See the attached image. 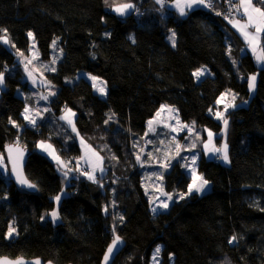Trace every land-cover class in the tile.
<instances>
[{
  "label": "trees",
  "instance_id": "trees-1",
  "mask_svg": "<svg viewBox=\"0 0 264 264\" xmlns=\"http://www.w3.org/2000/svg\"><path fill=\"white\" fill-rule=\"evenodd\" d=\"M223 2L179 16L155 0H0V29H7L16 51H28L31 31L42 60L49 59L54 40L68 57L61 73L47 74L57 93L49 102L50 117L33 127L21 116L26 102L18 93L27 87L20 64L0 41V154L5 159L4 147L18 139L29 151L25 175L36 185L35 192L25 191L0 173V257L100 264L115 234L125 247L113 264H150L157 245L159 264H264V67L244 52L231 18L220 15ZM122 3L135 7L121 17L112 9ZM172 31L175 47L167 40ZM201 68L205 75L197 79L193 73ZM80 71L105 82V98L83 78L64 83ZM253 73L256 91L244 105ZM229 90L241 103L227 114L229 162L201 153L197 172L208 180V190L152 213L132 148L137 130L167 105L182 122L218 134L222 126L209 109ZM66 109L75 113L79 136L103 158L97 182L74 171L64 185L55 164L35 151L38 141L47 140L62 161L80 158L75 137L60 120ZM163 183L166 193L177 195L187 193L190 179L175 162ZM64 186L60 222H43ZM13 222L18 235L6 239ZM232 236L237 240L230 244Z\"/></svg>",
  "mask_w": 264,
  "mask_h": 264
},
{
  "label": "rangeland",
  "instance_id": "rangeland-1",
  "mask_svg": "<svg viewBox=\"0 0 264 264\" xmlns=\"http://www.w3.org/2000/svg\"><path fill=\"white\" fill-rule=\"evenodd\" d=\"M235 13H236V10H234V14L232 15H235ZM233 17L234 16H232L231 18ZM169 36H171V34ZM169 36H167V40L169 43L172 44V42L168 39ZM30 39H31L30 48L28 49L26 53L22 52L24 53V56L18 55L17 51L11 46L12 45L11 43L9 44H4L3 42L2 43L5 45L7 49H9L15 54L16 61L20 64V67L23 73L21 82H22V85H25L27 87V91L22 92L21 90H19L18 95L24 98L26 102L25 107H29L31 109V115L37 120V122H39V121L47 119V117H50V112L44 111V109L49 110L50 108L49 102L55 95H50L49 93L50 92H54L55 94L57 93V87L48 80L47 74L61 73L62 65L67 60L68 57L64 49L60 46L59 42L56 41L55 48H53L52 43H51L50 56L48 60H42L39 57V55L37 59H32L33 55L38 51H37L36 45H34L33 43V39L32 38ZM29 59H32L31 64H28ZM53 60H55L54 64L52 63ZM26 64H27V70L25 68ZM51 68H55L56 70L53 72L50 70ZM29 73H31V76H29ZM89 75L91 74L86 73L84 71L83 72L80 71L75 75L65 76L63 78V81L65 84L71 85L77 82L80 78H83L86 81H88L93 88V81L89 78ZM251 75H256V87H257L258 75L257 73H253V74H250L249 76ZM99 80L104 82L101 79ZM33 81H35V83H33ZM104 86L107 92L105 82H104ZM93 91L100 97L105 98V95H101L96 89L93 88ZM255 91H256V88L252 91H250L248 88L249 96H248V99L244 102V105L248 104V101L255 94ZM226 92H229V91H226ZM233 94L234 93L229 92V94L226 97H224L222 103L220 104L216 103L214 109L211 111L212 117L218 122H220L222 128L218 134H215L211 131L214 134V136H213L211 143L209 144V147H212V146L220 147L222 146L223 143H225L226 131L228 128L226 130L224 129L223 120L218 119L215 116V113L217 111L223 112L227 104H234L236 106H239L241 104V103H238V99L236 95H235V100L232 99ZM45 96H47L48 98L46 100L42 99V97H45ZM220 98H221V95L219 96L218 99ZM235 107H230L227 109V112H225L226 118H227V114ZM169 108L175 109L174 107H170V106ZM38 111H39V115H37ZM158 111H160V115L157 116V113H156V115L151 119V121H153L152 128L154 129V131H149V124L146 123L143 129L137 130L139 133L137 134L138 138L135 140V142L132 145L136 164L141 170L140 172H141L142 187L144 189V192L146 193L147 198L150 200L151 210L154 214L158 213L159 210L167 211L169 206L174 201L181 199L179 194L177 195L170 194L172 196L171 200H168L167 195L162 194V192L166 193L164 190L163 176L170 169L173 163L177 162L181 164L182 168L184 169V171L186 172L187 176L190 179V183H191L190 167L186 168L185 165L191 166V157L193 155L197 157L196 165H195L196 170L198 166V160L200 157L199 155L201 153L205 157L219 159L222 163H225L222 159L219 158V155H220L219 153L217 154H212L210 152L206 153L204 149V143L207 142L208 140V131L210 130L199 128L193 125V123L182 122L181 119L179 118L177 111L173 112V111H169L168 109L161 111V107L159 108ZM66 112H67V109L63 110L60 117L65 115ZM22 113H21V116L23 118ZM69 117L70 119L73 120V122L75 121V116H71L69 114ZM177 117H178L179 123L177 122ZM61 121L67 127L66 129L69 131V134L70 135L72 134L75 137L77 144H79L80 158L71 164H69V162L67 163L64 161H63L64 162L63 165L58 164L57 161L48 154V152L43 151L39 147V144L41 141H44L47 144H51L47 140L38 141L35 147V151L44 155L45 157L50 159L55 164L57 172L61 176L66 178L64 185H67L68 184L67 179L69 175L73 174L74 171H79V173H83L82 176L85 175L84 172L87 170L86 169L87 164L84 165L83 163L92 161L93 151L91 148H89L87 142H85L84 140H83L84 144H81L82 137L77 135V131L74 132L72 130V127L65 120H61ZM25 123L29 126H32L28 124L27 121H25ZM184 125H188L190 128H192V131L190 132L188 128H184L183 127ZM173 128H175L176 130L173 131L172 130ZM131 130L132 129L129 130L131 133L136 132V130H132V131ZM177 145H180L179 155H177ZM193 145H195V147H193ZM52 149L55 150L53 145H52ZM52 149H49V151H52ZM55 155H58L56 150H55ZM137 156L140 157L139 161L137 160ZM82 157L83 159H81ZM181 157H184L186 159H182ZM169 160H170V166L167 168L162 167V164L168 162ZM99 162H103V159L98 160V163ZM4 165H5L4 167H0V173L8 175V168L6 166L5 159H4ZM65 172H67L66 176L64 175ZM100 174H102L100 171L99 172L95 171L94 173L95 176L100 175ZM85 176L87 177V175ZM208 187L209 185L205 187L203 192L194 191L192 194L201 195L208 190ZM65 194H66V189L64 186L58 195L62 198ZM161 201H166L168 203V207L167 208L161 207L160 206ZM59 202L55 200V206L53 208V210L57 212H58ZM153 208H156L155 212L153 211ZM53 210H51L48 213H43L42 215L43 218H41V220L43 222L46 220H50L52 224L54 225L58 224L60 222V217L57 220L53 221L50 215V213ZM58 216H59V213H58ZM155 248L151 252L150 264L160 263V255L157 258V260L154 261L152 259Z\"/></svg>",
  "mask_w": 264,
  "mask_h": 264
},
{
  "label": "snow or ice",
  "instance_id": "snow-or-ice-1",
  "mask_svg": "<svg viewBox=\"0 0 264 264\" xmlns=\"http://www.w3.org/2000/svg\"><path fill=\"white\" fill-rule=\"evenodd\" d=\"M156 2L158 4H160L161 6L164 5L165 0H156ZM105 3H108V0H105ZM196 5H205V0H174V6L175 8L179 11V14L181 16H184L187 14L186 10H191L194 8V6ZM260 5V6H257ZM207 6V5H205ZM135 5H133L132 3H122L119 5H115L113 6V11H115L117 14L124 16L126 14L129 13L130 10L134 9ZM230 7L235 9L238 12L242 11L243 17H244V21L243 23H241V21H236L234 23V27H237L238 31L241 32V35L244 37L246 44L248 45V47L252 50L253 54L257 53V50L260 51V55H256V60L258 63L264 64V0H255V3L253 2V0H238L237 4H230ZM227 18V17H226ZM0 32L5 33V35L0 36V41H2L4 44H9L10 41L7 37V29H0ZM30 38H32L34 40V34L30 31L27 34ZM168 39L172 42V46L175 47V43H176V33L175 31H172L171 36L168 37ZM56 45V41L54 40L52 42V46L53 48H55ZM12 47H15L14 44L11 45ZM31 51V49H30ZM17 54L20 56H24V53L19 52V50H17ZM38 52H36L32 59H37L38 58ZM32 59L28 60V64L32 63ZM52 63H55V60L52 61ZM25 68L27 70V64L25 65ZM51 71H55V68H51ZM206 69L201 68L198 69L196 72L193 73V75L199 79L201 76L205 75ZM29 76H31V73H29ZM89 78L93 81V88L96 89L101 95H106V89L104 86V82L100 81L98 77L96 76H91L89 75ZM5 83V74L4 72H0V86L4 85ZM33 83H35V81H33ZM247 83H248V88L250 91L254 90L256 88V75H251L247 78ZM230 92V90H229ZM229 92L226 93H222L221 94V98L218 99L216 101L217 104L222 103L224 97H226ZM50 95H55L54 92H50ZM48 97H42V99H47ZM232 99L235 100V94L232 95ZM236 105L234 104H227L225 106V109L223 112L221 111H217L215 113V116L218 119L223 120V124H224V129H227V125H228V119L225 117V112H227V109L230 107H235ZM168 109L169 111H177L175 109H171L169 108V106L166 105H162L161 106V111ZM44 111H48V109H44ZM209 111L211 112L212 109H209ZM69 114L71 116H75V113H73L71 111V109H67V112L65 115L61 116L60 119L61 120H65L71 127L72 130L74 132H76V127L75 124L73 122L72 119H70ZM23 119L25 121H27L28 124L32 125L33 127L37 126V120L31 115V109L29 107H25L23 110ZM37 115H39V111L37 112ZM160 115V111L157 112V116ZM177 122L179 123L178 117H177ZM10 123H12V125L14 127L19 128L20 126L13 120H10ZM149 131H154V129L152 128V124L153 121H149ZM195 124V122H193V125ZM184 128H188V130L191 132L192 128H190L188 125H184ZM173 131H175L176 129L173 128ZM77 135H79V133L77 132ZM214 134L211 131H208V140L207 142L204 143V149L206 151V153H212V154H217L219 153V158L222 159L225 163L229 162V154H228V145L227 143H223L222 146L220 147H216V146H212L209 147V144L211 143L212 139H213ZM81 144H84L83 139H81ZM39 147L45 151L48 152V154L50 156H52L53 159H55L57 161L58 164L63 165L64 162L62 160H60V157L58 155H55V150L52 149V145L51 144H47L44 141H41L39 144ZM135 147V145H134ZM193 147H195V145H193ZM90 148V146H89ZM49 149H52V151H49ZM179 149H180V145H177V155H179ZM6 151L8 153L7 159L8 161L12 164V174L16 177V181L18 184L22 185V186H26L28 188H36L35 184H32L31 182H29V180L24 176L23 174V150L19 147V142L17 139V142L15 144L12 145H7L6 146ZM93 155L96 156L97 160H102L103 158L99 156L98 153H95L93 151ZM182 159H186L184 157H181ZM83 159V157L81 158ZM140 157L137 156V160L139 161ZM196 160L197 157L195 155H193L191 157V166L189 165H185L186 168L190 167V175H191V183L188 184L187 187V193H181L180 198L183 199L185 195H190L192 194L194 191L195 192H203L205 187L208 185V180L204 179V177L202 175H198L197 174V170H196ZM4 156L3 154H0V167H4ZM170 166V160L164 164H162V167L167 168ZM96 167H99V165H97ZM96 167L92 168V171H85L84 174L87 175L88 179L92 180L93 182H97L96 181V176L94 175L95 171H96ZM78 170V169H77ZM99 171L101 173H103L105 171V169L103 167H99ZM64 175H67V172L64 173ZM102 186V185H101ZM163 195H167L168 200L172 199V196L170 194L167 193H163ZM57 202H59V200L61 199V197L59 195H57L54 198ZM160 206L163 208H167L168 207V203L166 201H161L160 202ZM105 213H107L108 209L107 207H105L104 209ZM153 211H156V208H153ZM53 221L57 220L59 218L58 216V212L53 210L50 213ZM43 218V217H42ZM121 220H123V217H120ZM113 232L115 233V228H113ZM14 235H18L17 229L14 226V222L10 223L8 225V229L7 232L5 234V238L6 239H11L14 237ZM237 240L236 236H232L231 239L228 241L230 244H232L233 242H235ZM121 243V238L119 235H115L114 234V238L112 240V243L109 245L105 255H104V259H103V264H109V260L112 257L113 253L115 250H117L118 245ZM161 253V246H157L154 250L153 253V257L152 259L155 261L157 260V258L159 257ZM171 255V254H170ZM0 264H23L22 260L18 259L17 261H9L7 258H0ZM34 264H40L39 260H36L34 262ZM49 264H51V262H49Z\"/></svg>",
  "mask_w": 264,
  "mask_h": 264
},
{
  "label": "crops",
  "instance_id": "crops-1",
  "mask_svg": "<svg viewBox=\"0 0 264 264\" xmlns=\"http://www.w3.org/2000/svg\"><path fill=\"white\" fill-rule=\"evenodd\" d=\"M156 1V0H155ZM210 0H205V5H207L208 4V2H209ZM215 1H220V0H215ZM235 2H237L238 3V0H234ZM253 2H254V0H253ZM236 3V4H237ZM255 3V2H254ZM205 5H196V6H194V8L193 9H191V10H186L187 11V13L188 12H191V11H193V10H196V9H205L207 6H205ZM257 6H260V5H257ZM166 8H168L169 10H171V11H173V12H175V13H177L179 16H181L180 14H179V11L175 8V6H174V0H170L169 1V3H168V5L166 6ZM113 11V10H112ZM131 12V10L129 11V13ZM113 13H115V11H113ZM128 13V14H129ZM115 14H117V13H115ZM118 15V14H117ZM127 15V14H126ZM118 16H121V15H118ZM125 16V15H124ZM185 16V15H184ZM122 17V16H121ZM241 21V23H243V21H244V17H243V14H242V11L241 12H238V11H236V13H235V15H234V17L233 18H231V19H228V23H229V25H230V27L241 37V39L243 40V42H244V44H245V46H244V52L245 53H248V54H250L252 57H253V60H254V63H255V65L258 67V68H262V67H264V64H261V63H258L257 62V60H256V55H260L261 53H260V51L259 50H257V53L256 54H253V52H252V50L248 47V45L246 44V42H245V39H244V37L241 35V32L240 31H238V29H237V27H234L233 25H234V23L236 22V21ZM257 63H256V62ZM3 86V85H2ZM2 86H0V88H2ZM79 145V144H78ZM93 151V150H92ZM84 165H86L87 164V167H86V169H87V171H89V172H91L92 171V168L93 167H96L97 165H99V167H103V162H99L98 163V160H97V158H96V156L95 155H92V161H89V162H85V163H83ZM99 167H96V172H99L98 170H99ZM85 176V175H84ZM150 201V200H149ZM150 209H151V204H150ZM152 211V210H151ZM162 210H159V212H161ZM164 211V210H163ZM162 211V212H163ZM158 212V213H159ZM153 213V212H152ZM156 214V213H155Z\"/></svg>",
  "mask_w": 264,
  "mask_h": 264
},
{
  "label": "water",
  "instance_id": "water-1",
  "mask_svg": "<svg viewBox=\"0 0 264 264\" xmlns=\"http://www.w3.org/2000/svg\"><path fill=\"white\" fill-rule=\"evenodd\" d=\"M10 145H12V144H10ZM19 147L23 150V174L26 177L24 169H25V165H26V162H27V159H28V156H29V151H28V149L23 148L20 145H19ZM4 155H5L6 164L8 166V178H9V180L15 185V187H17L19 189H22V190H25V191H29V192H35L36 188H34V189L33 188H28L26 186H22V185L17 183L16 177L12 174V164L7 159L8 153L6 151V146L4 147ZM108 247H107V249H108ZM124 247H125V243L121 239V243L118 245L117 250L114 251L112 257L109 260V264H113L115 258L120 254V252L124 249ZM107 249H106V251H107ZM106 251H105V253H106ZM105 253H104V255H105ZM104 255L102 257V260H101L100 264H103ZM0 258H7L9 261H17L18 259H20V260H22L23 264H34V262L36 260H39L40 264H49V262H51V261L44 262L41 258H32V259H26V258H23V257H17V258H14V259L8 258V257H0ZM51 264H54V263L51 262Z\"/></svg>",
  "mask_w": 264,
  "mask_h": 264
},
{
  "label": "built area",
  "instance_id": "built-area-1",
  "mask_svg": "<svg viewBox=\"0 0 264 264\" xmlns=\"http://www.w3.org/2000/svg\"><path fill=\"white\" fill-rule=\"evenodd\" d=\"M216 2L217 1H215V0H210L209 2H208V4H207V9H212V8H214V6H215V4H216ZM165 4H168V1L167 0H165V3H164V5ZM230 4H233V3H231V0H224V2H223V5H224V8H223V10H222V12L220 13V15L221 16H223L224 18H231L232 16H234V15H232V14H234V10L235 9H233V8H231L230 7Z\"/></svg>",
  "mask_w": 264,
  "mask_h": 264
}]
</instances>
